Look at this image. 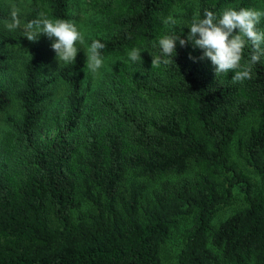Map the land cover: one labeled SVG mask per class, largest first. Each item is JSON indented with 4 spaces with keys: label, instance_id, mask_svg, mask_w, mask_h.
I'll return each instance as SVG.
<instances>
[{
    "label": "trees",
    "instance_id": "obj_1",
    "mask_svg": "<svg viewBox=\"0 0 264 264\" xmlns=\"http://www.w3.org/2000/svg\"><path fill=\"white\" fill-rule=\"evenodd\" d=\"M9 1L27 3L26 22L41 12L73 19L72 0ZM260 1L89 0L102 17L94 25L104 34L93 40L106 45L103 57L140 47L145 63L136 74L120 64L98 119L86 111L84 58L45 76L49 57L39 44L29 46L15 90L18 115H6L10 128L0 145V264H165L162 247L181 219L191 226L175 264H264V57L252 66V79L234 84L233 71L217 76L191 43L177 42L176 64L152 68L149 53L159 54L153 42L160 36L186 39L197 13L255 9ZM176 10L182 21L165 27ZM9 20L0 7V41L19 44L3 29ZM249 58L246 47L241 64ZM7 60L0 48V73ZM57 76L67 85L64 110L49 118L53 132L44 135L43 105ZM135 95L161 102L160 110L146 114ZM11 103L0 78V112ZM252 111L258 121L239 140V153L255 178L230 152ZM129 171L145 180L127 184ZM167 177L175 181L149 189V180ZM237 185L244 206L215 224ZM79 195L91 209L76 212Z\"/></svg>",
    "mask_w": 264,
    "mask_h": 264
},
{
    "label": "rangeland",
    "instance_id": "obj_2",
    "mask_svg": "<svg viewBox=\"0 0 264 264\" xmlns=\"http://www.w3.org/2000/svg\"><path fill=\"white\" fill-rule=\"evenodd\" d=\"M89 0H72L71 2V12H72V22H74L78 29L84 34L85 36V45H77L80 50L78 51L76 61L78 58H84V66L82 68V72L85 77V85L87 87L86 92V111L93 116L95 119H98L102 111V104L101 101L104 99L105 94L111 89V85L114 83V79H118L117 71L119 69L120 64L127 65L128 70L131 74H136L137 70L136 67H143L144 60L136 63H132L127 53L123 56L114 55V56H105V64L104 67L99 70L98 73H92L86 69V54L84 49L87 46H90L91 41L95 37H99L104 33L99 29L98 26H95V21L102 20L98 14H96L94 8L90 6L88 3ZM15 6L19 10L20 19L22 24L26 23L25 17L27 15V3L21 2L20 4H14L9 0H0V7L7 8L9 13L11 14L12 7ZM256 10L264 11V1H260L258 5L255 7ZM181 10H176L174 13L171 14L175 17L176 21H182L183 16L180 15ZM3 29L6 33L16 36L20 39L19 44H9L3 41H0V48L7 53L8 55V64L9 66L0 73V78L9 88L11 95H12V103L7 108L6 111L0 112V145L5 141L6 134L10 128L9 124L6 122V115H18V101L15 98V90L19 86L20 77L22 73V65L23 62L26 60L28 55V48L32 43L39 44L46 54L49 57V62L44 65L43 67V75H57V71L60 66L64 63L59 61L56 58V52L52 48V44L54 42L53 39L48 38L47 36L42 35L37 42H31L26 37L23 36V30L17 29L15 31H9L5 27V23L3 25ZM141 50V55L143 54V50L140 47H136ZM51 95L46 100L43 105V117L42 123L44 125L43 131L45 134H50L53 132L52 126L49 124V118L56 114L62 113L64 110L65 104V94L67 92V85L59 76H57L55 83L51 88ZM135 101L136 106L143 107L146 114H155L161 108V102L153 101L148 99L144 96L135 95L132 99ZM258 121V113L257 111H252L248 113L243 120L241 121V125L234 136V139L230 145V152L233 160L237 163V165L243 169L246 173H249L253 178L255 175L250 166H248L239 153V140L245 138L250 129L256 126ZM197 133L200 135H204V131L202 127L198 124H195ZM141 181L145 180L144 177L135 175L132 171H129L126 174L125 182L128 184L131 181ZM171 182L175 181V178H156L154 180H149V189H152L158 186L163 181ZM80 198V206L76 210L78 211H86L91 209V205L89 202L79 195ZM245 204L243 199V192L239 185L235 186L234 188V198L232 202L228 205L222 206L215 218L214 223L217 224L225 217L236 211L237 209L243 207ZM191 226V219H181L178 224L172 229L168 239L164 243L162 247V259L165 264H175L176 259L179 253V250L183 244L184 237L186 232Z\"/></svg>",
    "mask_w": 264,
    "mask_h": 264
},
{
    "label": "clouds",
    "instance_id": "obj_3",
    "mask_svg": "<svg viewBox=\"0 0 264 264\" xmlns=\"http://www.w3.org/2000/svg\"><path fill=\"white\" fill-rule=\"evenodd\" d=\"M264 18V11L253 8L226 7L219 15L210 10H205L203 17L197 13L187 27L190 32L187 38L182 34H166L153 42V47H159V54L152 56V68H158L162 64L175 63L177 55V42L181 47L191 43L202 50L203 55L199 59L210 60L215 66L216 75H227L233 71L232 83H243L252 79V66L260 63L264 57V30L258 25ZM177 23L173 15L163 19L165 27L175 26ZM9 31L23 30V36L31 42H37L44 35L53 39V50L59 63L73 64L76 61L80 48L77 45H85V36L74 22L60 18H50L41 12L37 18L26 23L21 22L19 10L13 6L10 20L5 22ZM106 47L99 39L93 40L90 46L84 49L86 54V69L92 73H98L104 67L105 58L102 50ZM250 48L249 61L242 65L244 50ZM141 50L132 48L127 55L132 63L142 60ZM196 59V58H193ZM176 64V63H175Z\"/></svg>",
    "mask_w": 264,
    "mask_h": 264
}]
</instances>
